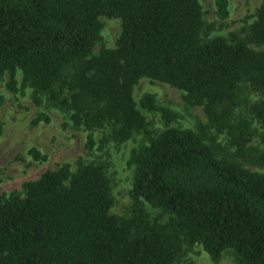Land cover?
<instances>
[{
  "label": "trees",
  "instance_id": "16d2710c",
  "mask_svg": "<svg viewBox=\"0 0 264 264\" xmlns=\"http://www.w3.org/2000/svg\"><path fill=\"white\" fill-rule=\"evenodd\" d=\"M214 4L225 19L228 0ZM101 17L119 19L120 32L95 51ZM211 29L199 0H0L9 90L30 88L36 106L84 128L89 151L143 135L129 154L130 205L120 215L110 213L100 159L60 163L2 192L0 264H174L195 244L214 261L264 264V171L246 165L264 168V147L247 144L253 121L264 128V0L243 36ZM144 77L181 90L184 107L201 106L206 121L180 127L153 93L136 100ZM49 120L40 111L31 125ZM28 155L47 160L36 146Z\"/></svg>",
  "mask_w": 264,
  "mask_h": 264
},
{
  "label": "rangeland",
  "instance_id": "374dc122",
  "mask_svg": "<svg viewBox=\"0 0 264 264\" xmlns=\"http://www.w3.org/2000/svg\"><path fill=\"white\" fill-rule=\"evenodd\" d=\"M202 6L203 19L212 26L211 34L227 36L236 31L243 36L244 27L253 21L260 0H228L229 14L225 19L216 16L214 0H199ZM101 43L95 45L96 51L100 45L113 47L120 32V20L101 17ZM20 80V74H18ZM7 77L0 80V194L13 190L21 191L24 181L37 178L46 169L56 168L60 163L68 162L74 165L78 158L85 161L100 159L105 162L110 178L113 206L110 213L122 214L129 210L130 198L128 189L131 185L132 167L128 164L130 151L143 141L141 133L134 134L129 140L121 143L109 142L105 150H87L84 128H75L68 124L64 113L43 103L36 106L31 97L30 88H21L18 83L16 92L6 86ZM144 92L155 95L159 104L167 106L177 113L173 124L180 127H192L198 121L205 122L206 117L201 106L190 109L184 107L183 92L167 83L141 78L135 85L133 95L136 100ZM253 99V98H251ZM254 100V99H253ZM40 111L46 112L49 122L41 121L31 125L32 119ZM151 120L154 129L162 127L157 113L144 112ZM99 130L95 135L99 134ZM249 145L264 147V128L253 121ZM31 146H36L47 154L45 162H36L28 155ZM232 151L235 148L232 146ZM253 170L264 171V168L246 164ZM151 216L159 215V210L148 207ZM174 264H237L232 256L226 254L217 261L212 260L199 244L185 248L181 258Z\"/></svg>",
  "mask_w": 264,
  "mask_h": 264
}]
</instances>
